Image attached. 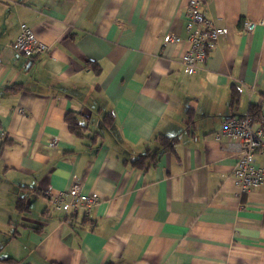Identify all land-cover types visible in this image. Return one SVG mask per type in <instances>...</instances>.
Masks as SVG:
<instances>
[{
	"label": "crops",
	"instance_id": "1",
	"mask_svg": "<svg viewBox=\"0 0 264 264\" xmlns=\"http://www.w3.org/2000/svg\"><path fill=\"white\" fill-rule=\"evenodd\" d=\"M202 1L229 34L188 74L189 0H0V264H264V187L216 139L264 117V0ZM22 24L49 53L15 51ZM75 177L88 217L45 196Z\"/></svg>",
	"mask_w": 264,
	"mask_h": 264
},
{
	"label": "built area",
	"instance_id": "2",
	"mask_svg": "<svg viewBox=\"0 0 264 264\" xmlns=\"http://www.w3.org/2000/svg\"><path fill=\"white\" fill-rule=\"evenodd\" d=\"M186 19L190 47L182 59V64L188 74H195L208 58L212 48L221 39L226 38L229 31L217 27L206 15L205 3L202 0H189ZM259 25L264 26V21H248L245 23V30L251 32ZM164 41L166 44H177L179 38L168 35ZM14 48L16 52L28 58L49 53V47L39 41L32 28L26 24L20 26ZM216 139H226L227 150L237 157L233 180L239 191L249 193L264 187V127L255 128L251 114L241 118H228L222 122ZM45 196L50 199L56 210L65 214L77 215L81 212L88 217L99 204L98 194H88L78 177L74 178L68 189L55 192L50 188L45 192Z\"/></svg>",
	"mask_w": 264,
	"mask_h": 264
},
{
	"label": "trees",
	"instance_id": "3",
	"mask_svg": "<svg viewBox=\"0 0 264 264\" xmlns=\"http://www.w3.org/2000/svg\"><path fill=\"white\" fill-rule=\"evenodd\" d=\"M251 115L253 117L254 120L259 119L260 122H263L264 123V117H261V115L259 114L258 111H256L254 108L252 109L251 111ZM255 117V118H254ZM259 117V118H258ZM66 121L67 123L69 124V128L71 130V132L75 135H81V126L79 124V120L76 118V116L73 114V113H68L67 116H66ZM264 127V126H263ZM159 140L161 141V144L164 148V150H169L171 151L173 149V142L165 137H160ZM9 139H5L3 142H2V145H1V148L8 145L9 144ZM138 161L136 162H133L134 164H136ZM0 179H1V176H0ZM108 264H113V263H108Z\"/></svg>",
	"mask_w": 264,
	"mask_h": 264
}]
</instances>
